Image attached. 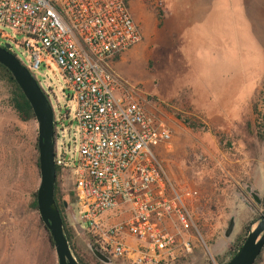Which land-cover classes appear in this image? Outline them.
<instances>
[{
  "label": "rangeland",
  "instance_id": "374dc122",
  "mask_svg": "<svg viewBox=\"0 0 264 264\" xmlns=\"http://www.w3.org/2000/svg\"><path fill=\"white\" fill-rule=\"evenodd\" d=\"M135 1L145 9L142 18L135 21L146 33L108 64L132 87L145 111L161 119L170 131V148L156 144L151 149L172 186L182 194L194 192L185 196L184 203L198 234L189 235L188 251L161 264L225 262L229 257L226 251L243 225L247 224L248 230L254 227L253 220L261 213L260 203L264 201V135L260 141L256 138L264 124V0H163L170 13L165 35L157 32L156 38L151 37V31L161 22L162 1ZM22 39V34L0 24V45L7 42L21 59L23 51L16 44ZM154 57L157 62L153 63ZM35 77L47 94L55 129L61 130L56 144L63 140L62 157L69 159L74 126L71 89L50 60L40 64ZM201 80L209 86L225 87L219 94L207 93V97L215 102L222 97L221 101L230 104L241 103L255 83L249 108L228 130L200 121L192 109L169 100L184 91L199 98L197 85ZM7 96V88L0 81V264H57L37 213L30 207L38 184L36 121L20 119L7 104ZM57 182L68 202L64 220L72 243L88 264H93L87 247L89 236L74 226L70 217L72 185L66 171L58 172ZM245 185L257 193L258 205L244 191ZM200 195L208 208L201 228L195 224L199 215L189 204ZM231 214L235 215V225L223 240ZM220 240L219 251H212ZM109 259V264H131L124 258ZM254 264H264V246Z\"/></svg>",
  "mask_w": 264,
  "mask_h": 264
},
{
  "label": "built area",
  "instance_id": "2783aa9c",
  "mask_svg": "<svg viewBox=\"0 0 264 264\" xmlns=\"http://www.w3.org/2000/svg\"><path fill=\"white\" fill-rule=\"evenodd\" d=\"M0 24L23 35L22 59L7 49L38 85L40 64L50 60L71 89L69 159L63 140L56 144L54 115L52 123L54 166L71 180L73 225L99 252L131 264L188 251L189 235L198 233L184 198L194 192H177L151 149L170 148V131L108 64L141 38L128 0H0Z\"/></svg>",
  "mask_w": 264,
  "mask_h": 264
},
{
  "label": "water",
  "instance_id": "95a60500",
  "mask_svg": "<svg viewBox=\"0 0 264 264\" xmlns=\"http://www.w3.org/2000/svg\"><path fill=\"white\" fill-rule=\"evenodd\" d=\"M7 42L0 45V64L10 73L23 96L27 100L33 118L36 121L35 146L37 152L38 184L34 192L38 220L48 234L47 243L53 249L57 264H79L71 254L63 233L62 222L53 199L55 167L53 162V123L52 107L46 94L41 90L29 71L7 49ZM244 191L255 204L260 200L250 185ZM66 207V204H64ZM254 227L247 231L245 238L234 254L223 264H253L264 246V210L258 214ZM234 226V215L228 217L222 239H227ZM216 243L219 246L223 243ZM92 256L102 264H109L108 256L102 254L90 244L87 245ZM215 248H212V251Z\"/></svg>",
  "mask_w": 264,
  "mask_h": 264
},
{
  "label": "crops",
  "instance_id": "0c3cea01",
  "mask_svg": "<svg viewBox=\"0 0 264 264\" xmlns=\"http://www.w3.org/2000/svg\"><path fill=\"white\" fill-rule=\"evenodd\" d=\"M161 1L163 4L164 13L162 15L161 22L158 23L157 25H154L152 28V31H151L152 38L157 37V32L164 33L165 35V28H166L165 20L167 21L170 10L167 9V7H164V2L163 0ZM128 7H129L130 14L133 17L134 21L135 20L139 21L142 18V16L145 14V9H143L141 5H138L135 0L131 2L128 1ZM139 30H140V33H142V36H144V33H146V31L144 30L143 26H140ZM160 39H163V38H160ZM154 62H157L155 60V57L153 59V63ZM263 70L264 69L262 65L261 71ZM254 87H255V83L248 90V93L246 94L244 100L241 103L234 102V104H230L229 102L224 103L223 100L221 101L220 99H222V97H219L216 102L210 100V98L207 97V93L219 94L220 92H223L225 90V87L221 85L215 86L214 84H210L209 86L207 83L203 84V80H201L200 85H197V89L199 90V93H200L199 98L190 96L188 94L186 95V91H184V93L180 94L178 98L175 97L176 99L172 98L169 100H173L177 106L183 105V107L192 109L190 110L191 113L194 114V116L199 117L200 121L205 122V123L215 124V126H217L218 128L221 127L224 130H228L229 127L232 126V124L239 122V120L241 119V116L249 108L250 95ZM207 101H210V103H207ZM189 202H190L189 203L190 208H192L191 210L194 209L195 213L197 212V214L199 215L200 221L202 222L208 213L207 201L205 200L203 196L200 195V197L196 198L194 202L192 200H189ZM202 225H203V222H202ZM234 225H235V215H234ZM124 240L129 244H133V240L128 237H125ZM220 246L221 245L214 247L215 249H213V251L214 252L219 251Z\"/></svg>",
  "mask_w": 264,
  "mask_h": 264
},
{
  "label": "trees",
  "instance_id": "16d2710c",
  "mask_svg": "<svg viewBox=\"0 0 264 264\" xmlns=\"http://www.w3.org/2000/svg\"><path fill=\"white\" fill-rule=\"evenodd\" d=\"M0 81H2L7 88V94H8L7 104L14 110L16 115L22 120L33 118V114H32L31 108H30L27 100L25 99L21 90L18 88L15 81L11 77L9 71L1 64H0ZM261 85H262V87H264V82ZM262 118L264 120V116H262ZM183 121L187 124H190L186 120H183ZM263 135H264V124H263V128H261V130L259 132H257V134H256L257 140L260 141L261 138L263 137ZM54 167H55V180H54V186H53V199H54L55 206L57 208V211L59 213V216H60V219L62 222L63 233H64V236L66 238L67 245L69 247L71 254L73 255V257L75 258V260L79 264H88L87 260L85 258H83L82 254H80L78 248L72 243L70 229L66 227V223L64 220V212H65V209L67 208L68 202L65 199H63V194H61V190H60L59 184L57 182L59 170L56 166H54ZM71 195L73 196L72 191H71V193H69V196H70L69 200L73 201L74 197H72ZM64 204H66V207L64 206ZM260 206H261V210L263 211L264 210V201H262L260 203ZM30 207L32 208V210L36 211L34 193L32 194V197H31ZM257 216L254 218L253 222L256 220ZM39 223H40L41 228L43 229V226H42L40 221H39ZM195 224H196V226H198L200 228L202 227V222L200 221V218H198L196 220ZM247 231H248L247 224H244L242 229H241V232L234 238V240L232 241V244L230 245V247L226 251L225 255L228 254V256H229L228 259L238 249V247L242 243L243 239L245 238ZM46 236L48 237L47 233H46ZM258 256L256 257V259L258 258ZM89 258H90V261L93 262V264H100L98 261L95 260L94 257L90 256ZM225 262L218 260L217 264H223ZM253 264H254V262H253Z\"/></svg>",
  "mask_w": 264,
  "mask_h": 264
},
{
  "label": "flooded vegetation",
  "instance_id": "af4514ba",
  "mask_svg": "<svg viewBox=\"0 0 264 264\" xmlns=\"http://www.w3.org/2000/svg\"><path fill=\"white\" fill-rule=\"evenodd\" d=\"M59 171H62L61 167H57ZM64 171V170H63Z\"/></svg>",
  "mask_w": 264,
  "mask_h": 264
}]
</instances>
